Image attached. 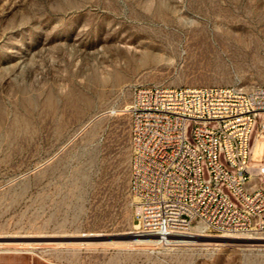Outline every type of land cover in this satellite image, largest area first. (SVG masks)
<instances>
[{
    "label": "rangeland",
    "instance_id": "1",
    "mask_svg": "<svg viewBox=\"0 0 264 264\" xmlns=\"http://www.w3.org/2000/svg\"><path fill=\"white\" fill-rule=\"evenodd\" d=\"M139 85L264 86V0H0V264H264V237L137 239Z\"/></svg>",
    "mask_w": 264,
    "mask_h": 264
},
{
    "label": "built area",
    "instance_id": "2",
    "mask_svg": "<svg viewBox=\"0 0 264 264\" xmlns=\"http://www.w3.org/2000/svg\"><path fill=\"white\" fill-rule=\"evenodd\" d=\"M124 113L139 233L264 237V86L139 85Z\"/></svg>",
    "mask_w": 264,
    "mask_h": 264
},
{
    "label": "bare ground",
    "instance_id": "3",
    "mask_svg": "<svg viewBox=\"0 0 264 264\" xmlns=\"http://www.w3.org/2000/svg\"><path fill=\"white\" fill-rule=\"evenodd\" d=\"M256 152H258L257 150H256ZM134 227H135V229H137V239H139V240H142L144 243H151V242H157L158 243V241L159 242H161L159 239H157V238H155V237H150L149 235H145V234H141V233H139L138 232V229L140 228V223H135L134 224ZM197 234L199 235V234H201V235H203V236H207V235H204V234H202V233H187V234H184V235H181V236H179L178 238H177V241H183V242H193V241H195V240H197V239H195V238H193V237H195V236H197ZM230 235H233V234H230ZM246 236H249V235H246ZM250 237H256V236H250ZM201 238V237H200ZM219 238V237H218ZM224 238V237H223ZM226 238V237H225ZM247 238V237H246ZM175 240V239H174ZM264 240V239H263ZM169 241H171L170 239H168V241H166V243L167 242H169ZM172 242H173V240H172ZM161 243H164V242H161Z\"/></svg>",
    "mask_w": 264,
    "mask_h": 264
},
{
    "label": "water",
    "instance_id": "4",
    "mask_svg": "<svg viewBox=\"0 0 264 264\" xmlns=\"http://www.w3.org/2000/svg\"><path fill=\"white\" fill-rule=\"evenodd\" d=\"M203 240H208V238H203ZM243 241L247 242L248 239H244V238H243Z\"/></svg>",
    "mask_w": 264,
    "mask_h": 264
}]
</instances>
